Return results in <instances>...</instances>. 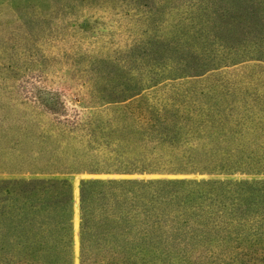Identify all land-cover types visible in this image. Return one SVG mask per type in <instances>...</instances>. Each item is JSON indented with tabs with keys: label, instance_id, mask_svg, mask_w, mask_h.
Segmentation results:
<instances>
[{
	"label": "rangeland",
	"instance_id": "1",
	"mask_svg": "<svg viewBox=\"0 0 264 264\" xmlns=\"http://www.w3.org/2000/svg\"><path fill=\"white\" fill-rule=\"evenodd\" d=\"M139 93L149 96L147 105L175 106L191 122L200 115L207 130L148 132L124 147L130 153L189 152L190 146L167 150L153 142L169 145L181 135L201 137L203 151L234 153V138L252 135L249 174L190 177L252 181L257 219L264 180V0H0V180L70 178L77 257L80 179L183 177L88 172L97 157L119 153L105 139L131 124L124 110L132 101L125 100ZM244 120L251 135L232 132ZM253 241L256 264H264V242Z\"/></svg>",
	"mask_w": 264,
	"mask_h": 264
},
{
	"label": "trees",
	"instance_id": "2",
	"mask_svg": "<svg viewBox=\"0 0 264 264\" xmlns=\"http://www.w3.org/2000/svg\"><path fill=\"white\" fill-rule=\"evenodd\" d=\"M140 96L125 100L132 101L124 110L131 124L112 141L105 139L119 153L97 157L88 172L183 177L80 179L78 257L73 181L57 176L1 179L0 264H76L77 258L78 264H185L188 259L256 264L251 247L254 236L264 242V180L254 219L252 181L190 177L249 174L245 167L254 157L249 121L231 127L232 132L243 129L240 135H251L239 141L234 138V153L203 151L197 144L201 137L191 140L186 135L169 145L164 139L153 141L167 150L190 146L186 153H130L124 147L148 132L162 137L163 131L174 126L178 131L185 127L207 130L200 115H188L192 123L177 107L147 105L149 96ZM187 120L189 126L184 125ZM218 124L219 120L217 128Z\"/></svg>",
	"mask_w": 264,
	"mask_h": 264
},
{
	"label": "water",
	"instance_id": "3",
	"mask_svg": "<svg viewBox=\"0 0 264 264\" xmlns=\"http://www.w3.org/2000/svg\"><path fill=\"white\" fill-rule=\"evenodd\" d=\"M77 238H78V233H77ZM78 240H79V238H78Z\"/></svg>",
	"mask_w": 264,
	"mask_h": 264
}]
</instances>
